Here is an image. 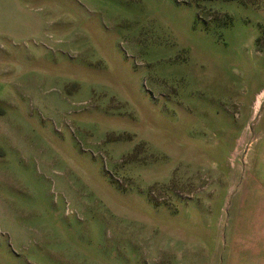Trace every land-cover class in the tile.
Masks as SVG:
<instances>
[{"label":"rangeland","instance_id":"rangeland-1","mask_svg":"<svg viewBox=\"0 0 264 264\" xmlns=\"http://www.w3.org/2000/svg\"><path fill=\"white\" fill-rule=\"evenodd\" d=\"M0 264H264V0H0Z\"/></svg>","mask_w":264,"mask_h":264}]
</instances>
